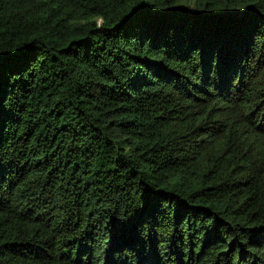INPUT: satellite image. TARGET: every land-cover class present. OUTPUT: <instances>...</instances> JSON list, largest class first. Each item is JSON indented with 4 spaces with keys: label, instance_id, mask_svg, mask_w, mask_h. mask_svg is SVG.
<instances>
[{
    "label": "trees",
    "instance_id": "16d2710c",
    "mask_svg": "<svg viewBox=\"0 0 264 264\" xmlns=\"http://www.w3.org/2000/svg\"><path fill=\"white\" fill-rule=\"evenodd\" d=\"M0 264H264V0H0Z\"/></svg>",
    "mask_w": 264,
    "mask_h": 264
}]
</instances>
